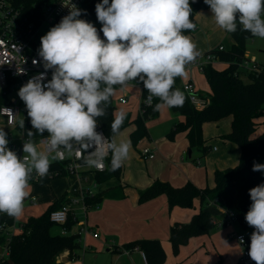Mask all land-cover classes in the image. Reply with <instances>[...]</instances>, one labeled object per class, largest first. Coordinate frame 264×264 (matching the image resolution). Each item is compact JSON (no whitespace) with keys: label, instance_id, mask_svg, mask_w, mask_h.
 Instances as JSON below:
<instances>
[{"label":"clouds","instance_id":"9594fccd","mask_svg":"<svg viewBox=\"0 0 264 264\" xmlns=\"http://www.w3.org/2000/svg\"><path fill=\"white\" fill-rule=\"evenodd\" d=\"M204 3L220 29L235 33L239 25L240 30L264 39V0ZM95 12L102 25L99 31L79 18L82 10L72 5L69 14L40 38L38 55L45 72L18 91L35 129L27 132L22 158L8 147L7 133L0 128V213L21 217L33 173L40 179L47 177L52 162L74 145L91 144L94 151L84 158L89 168L102 170L109 153L111 171L124 164L131 142H117L115 137L126 112L114 113L111 139L96 130L116 86L142 83L148 92L145 103L151 106L153 98L161 102L154 110L181 107L185 102V93L175 87V81L186 77L187 67L201 55L184 34L196 30L190 0H101ZM48 70L52 71L50 80ZM19 126L24 127L23 119ZM45 132L48 136L39 144L32 139ZM252 170L264 172V165L254 164ZM249 196L252 203L244 219L254 231L248 255L255 264H264V183L251 188Z\"/></svg>","mask_w":264,"mask_h":264},{"label":"trees","instance_id":"16d2710c","mask_svg":"<svg viewBox=\"0 0 264 264\" xmlns=\"http://www.w3.org/2000/svg\"><path fill=\"white\" fill-rule=\"evenodd\" d=\"M29 11V7L36 3V12L39 15L41 5L46 0H19ZM101 0H90L84 5L83 12L79 18L84 19L98 29L102 27L97 20L95 5ZM111 2V0H110ZM192 14L191 19L196 24V14L201 9L210 8L204 3V0H190ZM61 20H56L52 27ZM238 25L235 33H229L233 39V44L229 50H211L207 53H214L218 60L227 63L228 66L219 70L213 64H206L203 72L210 86L211 92L205 97L208 101L203 108H197L192 105L187 97L181 107H171L173 111L179 113L183 119L176 123L168 133L169 139L173 140L180 132H186L190 148H197L202 151V155L208 152L209 146L206 145L203 137V124L208 121H217L227 116H232L231 131L224 136L231 142L236 143L241 150L239 163L234 167L226 169H217L215 171V187L200 188L189 181L184 186L176 187L166 181L156 180L147 189L139 193V202H145L160 195H166L169 207L175 206L191 208L194 205V199L200 198L203 205H208L210 201L218 205H223L224 200L229 197L228 188L234 185L237 191L235 208L237 212L240 230L245 233L248 245L250 246V236L254 231L244 219L252 203L249 190L261 183L259 171H253L254 164H261L264 160V133L254 137L258 123L256 119L264 116V50L263 60L258 65V71L244 70L243 64L247 60L246 43L253 37L249 32L240 30ZM195 31H186L185 35H190ZM103 38V33L100 32ZM245 76H242V75ZM137 85H142L140 114L136 118L126 116L122 131L131 124L136 125V129L131 134V141L134 147L139 141L149 136L147 121L158 117L159 110H154L156 104L161 103L157 98H153L152 105L145 103L148 92L144 89L142 83L132 81ZM120 86H116L119 88ZM176 87V86H175ZM116 105L111 98L110 104L106 107V115L98 118V123L103 128L109 139L112 138L111 123L114 119ZM28 131L35 132V129ZM27 131V132H28ZM47 133V132H45ZM40 135V134H35ZM111 154L107 158V169L97 174L96 182L103 183L111 178H120L122 167L111 171ZM50 182V181H48ZM86 203L90 207L99 204L100 196H86ZM67 201V195L54 200L46 210L39 216H30L22 223L21 232L10 236L8 246L10 253L3 264H62L59 257L69 251L70 257H73L78 250L82 248L78 236L72 234V228L75 220L70 214L68 222L64 227L71 233L61 234V226L55 224L50 219L52 211L60 208ZM0 226H12L14 220L10 218H1ZM214 216L207 210L195 214L189 222L175 223L170 230L169 240L172 244L174 254H178L182 245L188 244L189 240L195 236L209 234L217 225ZM7 243V235L0 230V250ZM248 246V250H249ZM125 248H138L147 258V264H164L166 261V252L159 239H137L125 244ZM252 261V260H251ZM254 262V261H252ZM183 264V263H178ZM216 264H222L219 261Z\"/></svg>","mask_w":264,"mask_h":264},{"label":"crops","instance_id":"0c3cea01","mask_svg":"<svg viewBox=\"0 0 264 264\" xmlns=\"http://www.w3.org/2000/svg\"><path fill=\"white\" fill-rule=\"evenodd\" d=\"M204 12H197L196 20L198 23L199 15ZM206 15L210 21V28L219 31L220 29H217L218 26L214 23L210 10L206 11ZM194 33L189 35L191 39L194 38ZM220 45L222 43L217 44L216 47ZM216 47H207L204 49V53L199 51L201 53L200 56L207 54L211 50H216L218 48ZM246 57H248V52H246ZM247 61L250 62L249 60ZM261 62L256 64L259 65ZM212 64L219 70H223L228 66L227 63L220 60H216ZM190 68L192 69H186L187 75L183 78L184 84L188 82L195 84L197 94L200 97H207L211 89L205 76L196 70V67L190 66ZM243 69L248 70V68ZM130 84L138 87V94L133 99L134 102L126 103L128 106L124 105L122 110L127 115H130L131 118H136L140 114L141 92L139 91L142 88L133 82H130ZM121 97H125L123 93H120L116 98L119 101ZM185 97H187L186 92ZM119 103L121 102L119 101ZM182 119L183 117L173 111L172 108L162 106L159 109L158 117L151 119L149 124L147 121L148 129H150L149 136L139 141L136 147L133 146L131 141V134L136 129V125L131 124L120 131L115 137L116 141L126 140L131 142V151L128 159L121 166L122 174L120 178H111L99 184L96 182L95 177L94 179L90 178L91 183L84 184L83 180H79L76 177H64L69 179L74 178L76 182L72 185L68 183L63 191L58 194L52 191V194L46 200L47 202L45 201L44 206L40 207L36 213H26L20 219L2 213L1 218L14 220L11 232L13 234L20 233L22 223L28 217L41 215L48 205L54 200L61 198L64 194L67 195L68 200L69 197H75L74 194L80 196L92 190L96 196L101 197L98 208L93 207L86 214L83 213L82 215L76 214L75 205L72 206L71 215L75 220V225L79 221L86 220L91 231L99 234L97 238L92 233L87 234L83 240L78 237L82 245L81 249L94 248L99 253L106 249L107 252L115 256L112 264H135L134 258L139 264H144L142 252L138 248L127 249L125 248V244L137 239H159L166 252L164 264H216L219 261L222 264H239L241 247L235 239H232L230 242L227 240L229 234L242 232L235 229V224L228 227L216 225L209 234L192 237L188 244L180 247L178 254H174L169 240L171 227L175 223L189 222L201 209L209 211L214 216L216 223L223 222L227 212L234 210L227 207L229 199L233 201V205L236 201L237 191L233 184L228 188L229 199H225L223 205H218L212 201L208 205H203L200 198H195L194 205L191 208L180 206L170 208L166 195H160L148 201L139 202L140 191L150 187L156 180L169 182L176 187L184 186L187 182L191 181L200 188H213L216 185L214 179L217 169H226L238 164L231 165L232 163L230 162H234L235 159H232L229 154L230 152L235 153L237 151L236 145L227 139H223L231 131L232 116L203 125V135L206 145L211 146L210 141L217 138L220 139L217 142L221 144L220 148H217V146L213 147L214 151L219 153L215 155L217 162L211 167L210 171L203 169L202 166L196 165L193 162L194 158L192 157V151L191 154L189 153L190 146L186 132L178 133L173 140L169 139L168 133ZM256 122L258 125L253 135L254 137L264 133V116L258 117ZM157 128L158 131H156ZM211 138L213 139L210 140ZM145 147L150 148L154 152L155 157L153 159H145L141 156L140 152ZM261 164L264 165V160ZM259 174L261 179H264V172L259 171ZM52 181L48 183L50 184ZM75 183L80 187L76 186L72 190L70 187H73ZM34 198L35 201H33ZM37 202L38 198L33 196L30 199L29 207L26 209L31 210L32 207H37ZM80 216H83L84 219L80 220ZM75 225L73 226L74 230ZM223 229L226 230L224 231ZM74 230L72 234L75 233ZM80 250L73 257H70L69 251H65L59 257V261L62 264H87L85 261L78 260L80 257L78 252ZM2 252L3 250H0V260Z\"/></svg>","mask_w":264,"mask_h":264},{"label":"built area","instance_id":"2783aa9c","mask_svg":"<svg viewBox=\"0 0 264 264\" xmlns=\"http://www.w3.org/2000/svg\"><path fill=\"white\" fill-rule=\"evenodd\" d=\"M90 0H46L41 5V12L38 15L36 12V3L29 7V11L25 9V5L19 0H0V128H3L7 133L9 141L8 147L18 154L21 158L24 156L23 143L28 139L27 131L32 129L30 119L27 116V110L24 102L19 98L18 91L29 79L45 72L43 62L38 55L40 44L35 40L36 33L40 26L47 23L52 25L56 20H61L69 14L72 5L81 9L83 12L84 5ZM218 50H224V46L220 45ZM216 49V50H217ZM40 61L34 64L33 61ZM218 60L214 53H207L197 58V60L189 66L198 67L203 70L204 66ZM244 68L251 71H258L257 64H250L247 60L243 64ZM47 80L51 79L52 71H47ZM46 82V81H45ZM142 88V85H140ZM183 89L187 93L188 101L197 108H203L207 99L200 97L195 90L193 83L184 84ZM121 103H125L124 97L119 98ZM24 120V127L19 126V121ZM97 132L102 133L106 139H109L103 128L98 123ZM48 133L34 135L32 139L38 144L42 139H45ZM43 147V145H41ZM88 148V149H87ZM87 149V150H86ZM94 151L91 144L74 145L70 152L62 151L61 155L52 162L50 171L47 177L40 179L33 173L32 182H48L59 177H76L79 180L88 181L94 179L97 174L104 172L107 169V158L104 161V168L97 169L89 168L84 164V158L90 152ZM145 159H153L154 152L148 147H145L140 152ZM55 155V153H53ZM95 193L92 190L87 191L79 196V198L69 197L68 200L58 209L50 214V219L55 224L61 226V234L66 235L71 232L64 225L68 222L72 212V206L81 204V209L84 214L93 207L86 203V196L92 197ZM35 201V198L33 199ZM98 208L99 205H95ZM238 222L237 212L235 210L228 211L223 222L217 223L219 226H233ZM79 227L74 233L79 238L83 235L92 233L94 237L99 234L92 232L86 220L78 222ZM12 226H0V230L7 235V243L2 248L0 264L8 258L10 248L8 241L13 234ZM230 238L235 239L241 247V256L239 264H255L248 255V240L245 233L235 232L230 234ZM242 238V239H241ZM144 264H147V258L142 252ZM118 264V263H116Z\"/></svg>","mask_w":264,"mask_h":264},{"label":"rangeland","instance_id":"374dc122","mask_svg":"<svg viewBox=\"0 0 264 264\" xmlns=\"http://www.w3.org/2000/svg\"><path fill=\"white\" fill-rule=\"evenodd\" d=\"M207 10H210V8L201 9L198 11V13L204 12V11L205 12L201 13L199 15V23L197 22V28H196L195 33H194V38L192 39L197 45V50L204 53V51H205L204 49H206L207 47H213V46L216 47V45L219 43H222V45L224 44L226 50L231 49L232 37L230 36V34L228 32H225L224 30L220 29L219 27H217V29H220L219 31H215V29L210 28V21L206 17L207 16L206 15ZM214 23H215V21H214ZM51 27H52V25L47 24V23L40 26V29L36 33V36H35V40L39 44H40V38L43 35H45L50 30ZM246 49H247L246 51L248 52L247 60L250 61V64H256V63L261 62L262 61L261 59H263V50L262 49H264V39H260L258 37L249 39L246 43ZM187 68L192 69V68H190V66H188ZM196 70H198L199 72H201L203 74V76H205L203 70H201L200 68H197V67H196ZM242 76H245V75L243 74ZM205 79H206V76H205ZM206 81H207V79H206ZM183 84H184L183 79H181V78L176 79V81H175L176 88H179L181 91H183L185 93V90L183 89V86H184ZM194 86H195V90L197 92L196 85L194 84ZM137 88L138 87H135L132 84L127 85V87H124V88H120V87L117 88V91H116L115 95L113 96V102L116 105V111L117 112L119 110H122L123 106L127 105L126 103L129 104V102H131V103L134 102L133 99H135L137 97V94H138ZM123 90H124V92H123ZM139 92H141V91H139ZM120 93H123V95L125 96L124 97L126 99L125 103H119V101L117 100L116 97ZM140 98H141V93H140ZM116 111H115V113H116ZM228 117H230V116H227L224 118H228ZM224 118H222V119H224ZM217 121H219V120H217ZM150 122H151V119L148 120V124ZM214 122H216V121H208V122H205L204 124H207V123L211 124ZM160 130H161V128H160ZM156 131H158V128L156 129ZM203 137H204V135H203ZM212 139L213 138H211L210 140H212ZM217 140H220V139L217 138V139H213L212 141H210L211 146H209L208 152L205 153L204 155H202V151L200 149L190 148V150L192 151V154H193L192 157L194 158L193 162H195L196 165L202 166L203 169H208V171H210L211 167L217 162L215 155L217 153H219V152L214 151L213 147L217 146V148H220V146H221V144L218 143ZM232 143L236 145L237 151L235 153L234 152L229 153L231 155V158L235 159L234 162H230V163H232L231 165H236L237 163H239L241 150H240V147L236 143H234V142H232ZM83 181H84V184L91 183L90 179L88 181H85V180H83ZM214 181H215V179H214ZM74 182H76V180L74 178L69 179V178L59 177V178L54 179L50 184L48 182H44V181L30 183V187L27 189V191L29 192V196L26 198V200L24 202L25 206H24L23 215H26V213H36V211H38L40 207L42 208L44 206V203L47 202L46 200L49 197V195L52 194V191H54L58 194L61 191H63L65 186L68 185V183H70L72 185ZM46 183H48V184H46ZM76 186L80 187L77 183H75L73 185V187L71 186L70 188L73 190L74 187H76ZM33 196H36L38 198L37 207H32L31 210L26 209L27 207H29L30 199H32ZM74 196H75V198H79V195H77V194H74ZM74 207H75L74 209H75L76 214H82L83 215V211H82V209H80V207H81L80 204H75ZM227 207L229 209L235 208V204L233 205V201L231 199H229L227 201ZM21 217H19L18 219H20ZM79 218H80V220L84 219L83 216H80ZM234 226H235V229L240 230V227L238 224H235ZM78 227H79V224H76L75 230L73 228L74 232L77 231ZM85 237H86V235H84V236L82 235L81 238H79V239L83 240ZM227 240L229 242L232 240V238H230V234L228 235ZM78 253L80 256L78 260L85 261V262H87V264H112L114 262L113 259H115V256L112 255L111 253L107 252L106 249H104L103 251H101L99 253V252H96L94 248H92V249L88 248L86 250L81 249ZM111 255H112V257H111ZM134 262H135V264H139L135 258H134Z\"/></svg>","mask_w":264,"mask_h":264},{"label":"water","instance_id":"95a60500","mask_svg":"<svg viewBox=\"0 0 264 264\" xmlns=\"http://www.w3.org/2000/svg\"><path fill=\"white\" fill-rule=\"evenodd\" d=\"M189 153L191 154V150H190V152H189ZM190 154H189V155H190Z\"/></svg>","mask_w":264,"mask_h":264}]
</instances>
